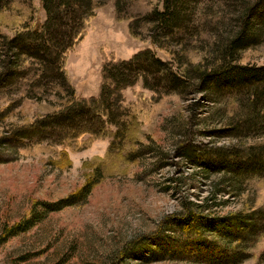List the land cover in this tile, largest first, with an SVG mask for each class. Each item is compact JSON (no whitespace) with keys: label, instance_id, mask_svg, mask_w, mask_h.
Listing matches in <instances>:
<instances>
[{"label":"rangeland","instance_id":"rangeland-1","mask_svg":"<svg viewBox=\"0 0 264 264\" xmlns=\"http://www.w3.org/2000/svg\"><path fill=\"white\" fill-rule=\"evenodd\" d=\"M160 2L139 0L135 11L161 9ZM31 4L42 23L41 1ZM94 13L84 38L65 58L64 69L77 97L98 96L101 68L108 61H128L145 50L163 62L169 60L145 34L130 35L131 20H116L112 2ZM29 16L27 0L1 8L0 33L12 36ZM193 55L194 62L199 61V55ZM241 63L264 66V43L245 52ZM24 89L11 86L0 91V237L5 228L17 232L0 238V264H212L209 250L193 249L191 238L175 237L176 231L166 230L167 220L183 212L185 204H203L208 208L205 214L216 215L243 210L251 198L256 207L264 204V178L250 179L247 189L252 190L235 195L221 183L222 176L205 179L198 168L177 157L173 124L185 119L184 146L206 150L264 142L260 138L235 143L211 134L218 128L209 120L211 109L219 107L200 94H157L138 81L123 91L133 119L129 138L112 144V136L85 135L65 147L62 142L15 134L66 102L58 90L32 99ZM89 179L97 182L85 200L52 213L44 210L43 203L67 197ZM218 189L230 193L211 200ZM32 212L38 220L18 231L15 226ZM252 244L249 256L237 264H264V233ZM21 256H28V261H19Z\"/></svg>","mask_w":264,"mask_h":264},{"label":"trees","instance_id":"trees-1","mask_svg":"<svg viewBox=\"0 0 264 264\" xmlns=\"http://www.w3.org/2000/svg\"><path fill=\"white\" fill-rule=\"evenodd\" d=\"M40 1L42 23L34 17L32 0H27L30 16L21 29L12 36L0 33V91L22 86L26 97L33 99L58 90L66 102L18 128L17 136L62 142L65 147L85 135L112 136V144L125 140L133 119L124 105L123 91L142 81L144 88L150 86L157 94H200L212 107L218 106L209 116L218 126L210 133L217 137L235 143L264 138V66L241 63L245 52L264 43V0H161V9L155 6L140 14L135 11L139 0ZM13 2L0 0V9H9ZM108 2L113 4L116 20H131V36L145 34L170 58L163 62L145 50L128 61H108L101 68L98 96L79 98L64 69L66 54L84 38L96 9ZM193 54L199 55V61L194 62ZM186 121L173 124L178 132L176 154L198 168L203 178L222 176L221 183L235 195L251 189H247L250 179L264 178V142L206 150L184 146L181 136L187 132ZM95 180L89 179L56 202L43 203L44 210L52 213L85 200ZM225 192L230 193L214 191L211 200ZM254 203L251 198L243 210L227 215L205 214V205L185 204L183 212L167 220L166 230L176 231L175 237L187 241L191 238L193 249L209 250L212 264H237L249 256L252 243L264 233V204L256 207ZM33 213L15 226L18 231L34 225L38 214ZM12 229L5 228L0 238L15 235ZM28 259L21 256L19 261Z\"/></svg>","mask_w":264,"mask_h":264}]
</instances>
